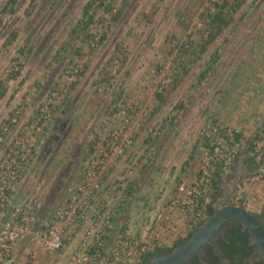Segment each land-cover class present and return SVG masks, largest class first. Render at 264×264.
Returning a JSON list of instances; mask_svg holds the SVG:
<instances>
[{
    "label": "rangeland",
    "instance_id": "obj_1",
    "mask_svg": "<svg viewBox=\"0 0 264 264\" xmlns=\"http://www.w3.org/2000/svg\"><path fill=\"white\" fill-rule=\"evenodd\" d=\"M9 1L0 0V80L8 89L0 100V167L12 159L27 161L13 205L24 202L40 185L52 211L74 196L87 182L92 160L106 149L109 135L126 125V117L138 107L135 143L103 184L104 196L115 191V203L125 200L128 186L133 187L120 214L132 208L134 219L130 214L122 224L115 220L114 244L125 230L132 237L149 231L152 249L154 244L172 247L193 229L192 217L173 202L183 183L191 186L199 178L211 144L221 142L215 135L209 147L203 146L208 143L202 133L209 120L244 136L243 154L234 158L229 173L243 169V180L226 204H242L255 215L263 211L256 193L264 182L253 179V167L245 161L253 158V140L264 127V67L252 71L248 59L237 65L239 54L246 50L240 40L224 49L226 30L237 21V11L246 0H16L14 14L2 13ZM250 2L251 9L260 5L257 0ZM89 3L96 20L85 32L74 33ZM178 6H186L183 14ZM209 12H223L226 20L212 44L204 38V29L215 33L219 25L199 26L202 15ZM253 21L254 17L249 19L248 28ZM257 46L247 52L258 54ZM211 63L212 71L199 83ZM169 65L174 68V82L180 84L175 91L174 82L165 90L166 104L155 112L160 79L154 74ZM18 72L16 79H9ZM182 102L185 108L177 115L174 107ZM176 115L173 125L162 130ZM220 174L215 177L217 195L202 207L205 219L213 213L211 206L223 200L230 175L223 170ZM16 197L22 200L16 202ZM186 197L183 194L181 201ZM100 202L96 200L98 210ZM29 242L16 264H70L83 241L81 232L59 254L46 253Z\"/></svg>",
    "mask_w": 264,
    "mask_h": 264
},
{
    "label": "built area",
    "instance_id": "obj_2",
    "mask_svg": "<svg viewBox=\"0 0 264 264\" xmlns=\"http://www.w3.org/2000/svg\"><path fill=\"white\" fill-rule=\"evenodd\" d=\"M210 10L215 12V8ZM211 12L202 15L200 27L206 25L207 22L212 23V18H209L213 14ZM217 24L219 27L225 25ZM204 30L203 36L208 41L212 33L208 28ZM160 72L159 75L154 74L160 79L157 93L164 94L165 90L174 82L175 72L170 65L164 67L163 70L160 69ZM135 108L132 110L134 114L130 113L126 117V125L109 135L106 149L102 151L100 157L92 160L93 168L87 171V182L77 189L74 196L65 203L57 205L56 209L47 216H41L46 204V192L43 185L34 187L24 202L15 205L12 203L17 186L26 173V159H12L11 162L0 167V264H16V252L25 237H29L31 245L35 248L49 254H59L68 249L78 231L82 229L83 242H80L78 251L71 255L70 264H141L143 262L144 258L153 250V244L147 239L149 231L132 237L129 231L125 230L119 234L117 242L111 246L110 251L107 252L106 249L107 237H110L114 232L118 211L123 207L128 196L124 198L125 200L115 203L113 202L116 198L115 191L104 196L103 184L107 173L114 169L113 167L120 162L135 143L134 116L138 112V107ZM202 134L207 141L211 140V142L217 135L221 142L218 145L211 144L205 152V165L199 178L191 186H186L183 183L178 189L176 196L178 200L173 202L174 205L179 204L182 212L192 217L194 227H197L205 219L202 207L204 202L210 200L216 171L223 170L229 174L234 158L239 153L243 154L245 148L244 136L237 139V133L212 120L208 121ZM248 150L250 149L248 148ZM251 155L255 160L252 171L255 178L253 179L257 182H264V127L253 140ZM105 161L107 164H104ZM217 165H221L218 170ZM123 188L126 189L125 186ZM183 194L187 197L181 201ZM256 194L258 201L263 202L264 209V186ZM104 197L106 198L104 199ZM96 200L102 201L100 210L97 209ZM174 205L171 206L172 210L175 208ZM234 205L238 204L234 203ZM105 207L107 209L102 211ZM166 220L169 219L166 218ZM144 225L140 224L142 228H146L147 226ZM156 236L158 239L161 235L157 233Z\"/></svg>",
    "mask_w": 264,
    "mask_h": 264
},
{
    "label": "trees",
    "instance_id": "obj_3",
    "mask_svg": "<svg viewBox=\"0 0 264 264\" xmlns=\"http://www.w3.org/2000/svg\"><path fill=\"white\" fill-rule=\"evenodd\" d=\"M13 4L16 5L17 1L16 0H10L4 6V8L2 9V13L10 12V13L14 14L16 12V8L12 6ZM102 5H104V2L101 3V6ZM92 8H93V3H89L84 8L83 16L80 19V21L78 23V26L76 27V30L74 31V33H76L79 30L85 32L95 22L96 15H95V11H93ZM108 11H110V12L113 11L112 6H108ZM223 14H224L223 12L222 13L219 12V13H217L215 15H213V14L210 15L211 18H212V23L213 24L219 23L220 25L221 24H225L226 20L223 18ZM115 20H118V19L115 17ZM222 28L223 27L220 26L217 29V32L212 33L210 35V37L208 39V42L210 44H212L216 40L217 36L223 30ZM105 40H106V36L104 35L102 37V39H101V43H103ZM28 41L30 42V39ZM21 53L24 54V50L23 49L21 50ZM218 58L219 57H217L216 60H214V63L217 62ZM214 63H211L206 69H204V71L200 75L199 83H202L203 81H205V79L209 76L210 72L212 71ZM21 68H22V66H21ZM19 75H20L19 72L15 73V74H12V75H10L9 79L10 80L16 79ZM4 84H5V82L0 80V100L6 96L7 91H8L7 87ZM179 84H180V81L175 79V82H174V84H173V86L171 88L172 91H175L178 88ZM166 100H167V97L164 94H162V93H158L157 94V96H156V102L157 103H156L155 112L159 111L166 104ZM174 108H175V112L178 115L184 110L185 104H184V102H182V103L176 105ZM155 112H153L152 114L154 115ZM177 115L173 116L172 119L170 120V122L167 121L166 124L162 125L161 129L162 130H166L169 127V124L173 125V123L177 120ZM241 136H243L241 133H237L236 134V138L237 139H240ZM202 138H204V137H202ZM200 141H201V137H200V140L197 141V146H195V148H198V146L200 144ZM210 142H211V140H208V143L205 144V141H204L203 142V144H204L203 146L209 147L210 146ZM191 159H193V154H191L189 156L188 160L185 162L184 170H186V167H188V165L190 164ZM245 163L253 167L255 165V160L253 158H247ZM217 167H218V165H217ZM216 175L220 176V172L216 171ZM214 183H215V181H214ZM132 188H133L132 185L128 186L127 196L131 195V191L133 190ZM218 191H219V187H218L217 182H216L213 185V190L211 192V195L214 196V198H215V196L217 195ZM231 204H234V203L232 202ZM120 211H121V208L119 209L117 215L120 214ZM256 216L260 220H261V218H264V209H263V211L261 213L256 214ZM201 224H199V225H201ZM197 228L198 227H194L192 230L189 231V233L184 238L178 239L174 243V245L172 247H168L166 245H161V246L160 245H155L153 250L144 258V260H143V262L141 264H148L152 260H154L156 257L161 256L163 254H166V253L174 250L175 248L181 246L182 244H184L186 241H188L194 235V233L196 232ZM230 240L233 243V245L231 246V250L229 252L230 253L229 254L230 257H240V258H242L244 256H249L253 251L258 250L257 245L250 244L251 241H252L251 234L249 233L248 229L245 228L241 223L238 224L235 227V229H233L231 231ZM194 264H198V263H194Z\"/></svg>",
    "mask_w": 264,
    "mask_h": 264
},
{
    "label": "water",
    "instance_id": "obj_4",
    "mask_svg": "<svg viewBox=\"0 0 264 264\" xmlns=\"http://www.w3.org/2000/svg\"><path fill=\"white\" fill-rule=\"evenodd\" d=\"M242 175L243 173L238 171V177L240 179H242ZM233 182V187L235 189L237 182H235V180ZM227 196L226 194L223 200H219L220 203L216 206L215 212L210 214L202 222L188 241L174 250L156 257L148 264H181L189 260L192 256L200 252V250L212 240L213 236L220 231L221 227L230 220H236L248 229L252 240L264 255L263 222L242 205L226 204Z\"/></svg>",
    "mask_w": 264,
    "mask_h": 264
},
{
    "label": "crops",
    "instance_id": "obj_5",
    "mask_svg": "<svg viewBox=\"0 0 264 264\" xmlns=\"http://www.w3.org/2000/svg\"><path fill=\"white\" fill-rule=\"evenodd\" d=\"M250 1L252 2V0H249V1L246 0L245 4L240 6L239 10L237 11V17H236L237 21L234 23V25L231 28L226 30L227 35H226L225 40H226V44L228 43V45H227V47L225 46L224 49H229V47L231 46L229 44L232 41L237 40V43H238L239 42L238 40H240L242 43H244L246 50L244 51L243 55L239 54L240 59L237 60V65L240 67L243 66L245 59H248L249 60L248 65H252L251 67H252V71H253L255 69V67H264V1L262 0L263 1L262 2L261 0H257V1H259L260 5L257 4L256 6L253 7V9H251L252 3ZM249 2L251 4H249ZM185 7L178 6L177 7V10L179 9L178 12L181 11L182 12L181 14H183L185 11ZM252 17H254L255 22L253 21V25H251L252 27L248 28L247 26L249 25V19H251ZM232 34H234L233 37L231 36ZM255 35H257V37ZM256 44L258 45L257 46L258 54H255V53L252 54V51L247 52L252 45H256ZM255 48L256 47L253 46V48L251 50L255 51ZM225 51L226 50H224V52ZM222 55H223V53H222ZM258 91H259V89H258ZM260 94H262V90L260 91ZM20 195H21V189H20ZM20 200H22V199H19L17 197L15 199L16 202H20ZM49 209L50 208L47 207V203H46L45 207L41 213V216L49 215L52 212V209H50V210ZM129 211H133L132 208L127 210V211L124 210L122 212V214H119V216H118L119 218L117 219L118 224H122L123 222H126L129 218L130 214H131V219H134L132 217V216H134V212H129ZM135 215H136V213H135ZM146 216L148 217V212H147ZM82 230L78 231V233L75 237V241H76V239H78L80 237ZM116 235H117L116 233H113V235H111L110 237H107L106 249H110L111 246L114 244V240H115ZM26 241H30V240L28 238H26L24 240V242L21 244V246L17 250V257L20 256L21 250L26 246Z\"/></svg>",
    "mask_w": 264,
    "mask_h": 264
},
{
    "label": "flooded vegetation",
    "instance_id": "obj_6",
    "mask_svg": "<svg viewBox=\"0 0 264 264\" xmlns=\"http://www.w3.org/2000/svg\"><path fill=\"white\" fill-rule=\"evenodd\" d=\"M238 171H241V173H243V169L238 170ZM238 171L235 170V172L229 176V180L225 185L223 198L227 194L228 195L227 199H229L230 194H233L235 192L236 187L242 181V179L238 177ZM234 180L235 182H237L235 189L233 187ZM219 203L220 201H217L216 204L211 206L210 213L211 211L215 212L216 206ZM260 221L263 222V225H264V218H261ZM238 224H240V222L236 220H230L226 222L221 227L220 231L215 236H213L212 240L208 242L200 250V252H198L197 254L192 256L189 260L181 264H194V263H198V264H264V255L259 249L256 251H253L249 256H244L242 258L229 256L231 246L233 245V243L230 240L231 231L235 229V227ZM250 244L256 245V243H254L253 240L251 241Z\"/></svg>",
    "mask_w": 264,
    "mask_h": 264
}]
</instances>
